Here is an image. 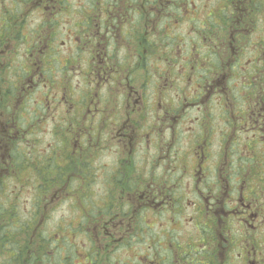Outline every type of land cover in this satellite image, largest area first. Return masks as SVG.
<instances>
[{"label":"flooded vegetation","instance_id":"flooded-vegetation-1","mask_svg":"<svg viewBox=\"0 0 264 264\" xmlns=\"http://www.w3.org/2000/svg\"><path fill=\"white\" fill-rule=\"evenodd\" d=\"M260 28L250 0H0V264H264Z\"/></svg>","mask_w":264,"mask_h":264},{"label":"rangeland","instance_id":"rangeland-1","mask_svg":"<svg viewBox=\"0 0 264 264\" xmlns=\"http://www.w3.org/2000/svg\"><path fill=\"white\" fill-rule=\"evenodd\" d=\"M176 1L178 2L179 5H181V2L187 1V0H176ZM201 1L203 2L204 0H201ZM182 27H183L182 29L188 28L187 25H182ZM180 33H181V29H180ZM170 39H172L171 36L167 39V41H170ZM59 123H60L59 121L58 122L52 121V124L54 126H58ZM50 141L52 144L58 143L56 140H54V138H50ZM46 143H47V141H45V146H46L45 147V149H46L45 154H47L48 152L52 153L53 152L52 149H54V146L51 145L50 147H47ZM68 188H69V190H74L75 186L74 187L69 186ZM61 193L63 194V188H62ZM66 198H68V197H66ZM12 199H13L12 201H7L5 204H7L8 207L11 204L13 210H17L22 214V216H25L26 212L30 209V205H31V202L29 200H27V193L25 192V193L21 194L20 196H13ZM69 204H70V202H69ZM69 209L70 208H69V205L67 202H62V203L61 202H55V203L53 202L52 208H51L52 215L49 218V227L50 226H56L62 220L63 216L68 219L69 217L67 216V211ZM52 210H53V212H52ZM9 228H10V226H9ZM54 236H55V234L52 233L51 234L52 240H49V242H47V245L45 248V252L47 253V255L43 258H48L50 260L51 259H58L60 257V254H63V248H65L68 250L69 257L71 259L74 258V260H76V261L80 260V262H82V259L80 257H78L77 252H75L76 248H78V251H80V252L83 249V248H80L81 241H82V237H80V235H76L77 238H74L73 234H69V235L65 234V236H67V240L69 242L66 241L65 243H63V245L61 246L62 248L58 247L59 242L53 240L55 238ZM83 251H85V250H83ZM76 257H78V258H76ZM53 263H55V262L53 261ZM99 264H102L101 260H100Z\"/></svg>","mask_w":264,"mask_h":264},{"label":"clouds","instance_id":"clouds-1","mask_svg":"<svg viewBox=\"0 0 264 264\" xmlns=\"http://www.w3.org/2000/svg\"><path fill=\"white\" fill-rule=\"evenodd\" d=\"M250 3L252 13L261 21V28L257 35L259 38L264 39V0H250ZM201 227H203L202 224ZM205 231L210 232V229H205ZM210 253V245L191 250L190 264H204V261H206ZM110 259H115V257L113 256ZM105 264H110V261H106Z\"/></svg>","mask_w":264,"mask_h":264}]
</instances>
